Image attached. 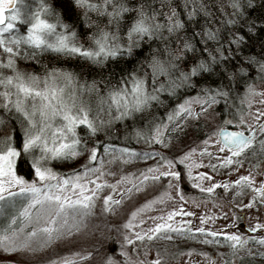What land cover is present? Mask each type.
Returning <instances> with one entry per match:
<instances>
[{
    "label": "snow or ice",
    "instance_id": "6c2138e0",
    "mask_svg": "<svg viewBox=\"0 0 264 264\" xmlns=\"http://www.w3.org/2000/svg\"><path fill=\"white\" fill-rule=\"evenodd\" d=\"M252 2L221 0L223 23L235 25V17ZM71 13L73 23L65 19ZM200 13L213 16L203 0H183L182 5L173 0H65L64 11L51 0H0V252L49 250L85 230L99 207L103 214L123 218L116 228L117 252L106 254L102 264H161L165 257L159 250L147 259L145 241L157 238L215 245L216 256L194 247L180 253L189 258L198 253L209 264H216V257L222 258L220 264H236L245 255L253 262L264 258V222L259 219L249 225L250 234L227 230L235 227L234 220L221 228L206 226L218 216L227 219L223 211L201 213L195 224L183 219L197 217L185 210L183 178L201 193L232 189L231 203L237 209L264 207V172L259 170L264 107H254L264 106V87H257L264 82V54L237 60L248 36L227 29L225 37L219 22L188 36V25ZM81 20L83 38L74 26ZM249 31L255 26L249 25ZM196 36L203 43L198 53ZM144 47L147 55L131 70L121 67L119 74L112 71L103 80H82L63 67L39 73L20 65L39 62L49 53L84 60L102 72L109 63L135 59ZM213 75L216 80L206 78ZM146 113L150 119L132 126L122 143L98 138L115 122ZM201 124L206 131L194 140L180 138L187 135L185 129H200ZM131 141L146 147H134ZM174 143L175 151L168 154L152 147ZM80 157L84 163L77 168L53 166ZM245 162L250 166L241 172ZM223 168L237 175L216 180ZM163 178L167 187L162 189ZM245 195L246 204L235 202ZM169 200L180 203L167 211L157 209ZM233 217L244 219L237 213ZM129 246L133 252L143 246L145 259L134 261ZM223 246L227 252L219 251ZM92 256V251L69 249L51 253L44 264H85Z\"/></svg>",
    "mask_w": 264,
    "mask_h": 264
},
{
    "label": "trees",
    "instance_id": "16d2710c",
    "mask_svg": "<svg viewBox=\"0 0 264 264\" xmlns=\"http://www.w3.org/2000/svg\"><path fill=\"white\" fill-rule=\"evenodd\" d=\"M53 5L60 11H64L65 8V0H51ZM203 2L207 5L209 11L212 12L213 16H205L204 13L198 14V16L188 25L186 32L188 36H191L193 32H199L201 28L205 25L208 27L215 28L217 26V22L220 23L221 33L223 36L227 37L228 32L227 29L239 30L242 34H247L248 39L247 42L242 46V52H239L236 56L238 60L241 55H250L261 57L264 54V0H253V2L245 8L244 13L241 16L235 17L236 23L235 25H225L223 23L225 17L222 16L218 8L221 4V0H203ZM226 3V0H224ZM173 3L183 4V0H173ZM159 7V4L155 5ZM166 11V9H165ZM231 11V9H228ZM214 17V19H213ZM183 19H187L186 16L182 17ZM65 19L68 20L69 23H73L75 20V13H71L65 15ZM95 19V16L93 17ZM209 21H211L209 23ZM249 25L255 26V31H249ZM74 26L77 29L78 33L82 34V38L86 33L84 32L85 25L83 21H79L74 23ZM147 43V42H146ZM193 43L196 46V52L198 53L203 47V43L199 36H196L193 39ZM148 48L144 47L141 54H139L135 59L133 58H125L124 60L118 62L109 63L106 67L101 69L99 66H90L86 61L78 59V58H68L63 56H57L56 54L45 53L40 58L39 62L36 61H20V65L22 68L28 71H36L39 73H43L47 68L50 67H63L69 69L80 76L82 80H103L105 76H110L112 71H115L119 74V70L121 67L127 66L129 70L132 69V65L137 63L138 60L143 59L145 55H147ZM189 57L193 55V53L187 54ZM235 63V61H233ZM207 79L216 80V77L213 75L212 77H206ZM259 83V82H257ZM152 111H156L153 109ZM160 113L164 111L163 107L159 109ZM151 113H146L143 115L138 114L135 119L127 118L124 121H117L113 124L110 129H105L98 133V138L101 140H105L107 137L111 139L108 142L111 143H122L123 141L120 139L121 137H125L129 134L130 128L132 126H142L145 122L150 119ZM206 131L201 124L200 129H196L195 125L192 128L185 129L187 135L180 134V138L187 143L189 138L195 139L196 135L201 132ZM200 139H203V136H200ZM132 146L137 148H145L146 146L142 143H137L136 141H131ZM152 147L157 148L158 151L164 152L166 154L174 152L176 149V144L173 146L165 148L160 147L158 145H152ZM158 159V158H156ZM84 163V157H80L77 161H69L63 166L54 163V167L60 168V170L64 171L66 169L77 168L78 165ZM144 163H152L151 160L146 162H138L137 165H127L125 166L126 171H131L135 166H142ZM167 184V178H163L160 184V187L163 189ZM181 189L187 195L193 194L195 189L191 186V182L187 181L186 178H183L181 181ZM155 193H153L154 195ZM144 196H141L138 202H143ZM123 222V218L120 215H112V214H103L99 211V207L97 208V215L91 217L89 219L88 227L83 230L80 234L75 235L70 240H62L57 245L53 246V248L36 253H18V254H6L0 252V261H12L19 264H44V261L51 253H63L69 249L72 250H86L92 251L93 256L85 262V264H102L103 259L106 254L116 253L118 248V233L116 228L119 227ZM244 223V222H242ZM241 225L247 227V225ZM168 240L157 238L153 241H145L147 246H156L159 244H167ZM171 242L170 246L177 248H188L189 246H199L207 249L211 254H216L217 246L215 245H205L201 243H195L192 240L183 239V238H175L169 240ZM177 242V243H175ZM175 243V244H174ZM169 244V243H168ZM131 248V246H129ZM157 247V246H156ZM227 248V246H223ZM221 247H219L220 250ZM143 246L137 249V251L142 250ZM132 250V249H130ZM118 255V253H117ZM119 258V257H118ZM255 260V259H254ZM264 263V258L261 259Z\"/></svg>",
    "mask_w": 264,
    "mask_h": 264
},
{
    "label": "rangeland",
    "instance_id": "374dc122",
    "mask_svg": "<svg viewBox=\"0 0 264 264\" xmlns=\"http://www.w3.org/2000/svg\"><path fill=\"white\" fill-rule=\"evenodd\" d=\"M257 87H264V82H259L257 83ZM254 107H264L262 105H254ZM205 162H207V158H205ZM252 163H256L255 160H252ZM249 163L245 162L244 167L240 169L241 172H244L246 169L249 168ZM201 171H210L207 168H202L199 169ZM261 172H264V161H261V167L259 169ZM237 174L236 173H231L229 174L227 168L220 169L219 174L215 176L216 180H223L226 177L231 179L235 178ZM205 184L208 183V181H204ZM167 187V184L165 185L164 188ZM181 187V186H180ZM233 190L229 189L227 192L224 191L222 188H217L213 194H206V193H201L198 189H195L193 194L186 195V201H185V210H190L195 213H197V217H183V219H193V223L195 224L197 222V219L201 213H219L220 211H223L228 214L227 219L224 217H217L214 223H209L208 227H214V228H221L222 225L228 222V220H234L235 227L227 229L229 231H239L245 234H250L249 232V225L254 224L257 219H259L261 222H264V207H255V208H243V209H237L232 206V201H233V195H232ZM175 195V192H173ZM209 195H212V198L206 199ZM215 200L216 204L214 205L213 201ZM241 200L246 204L247 203V195L244 197L237 196L235 198V202L239 203ZM180 203L179 200H169L167 201L166 205H157V209L160 211H167L171 207H175ZM199 205V207H197ZM233 213H237V217L240 215L244 216V219H239V218H234ZM154 214V213H150ZM176 219H180V217H177ZM244 222V223H242ZM151 223L150 221H147L146 224ZM247 225L245 227L244 225ZM169 243V244H168ZM177 243V242H175ZM174 243V244H175ZM171 242H167V244H159L156 246H147L148 247V256L147 259L151 260L155 257L156 251L159 250L161 255L165 257V259L161 262V264H192V261H197L198 264H209V261L200 256L198 253H193L192 258H189L187 254L181 256V252H185L189 247H194L198 250H203L206 252H209L207 249L203 247H199L196 245L189 246L188 248H177V247H172L170 246ZM132 248H128L129 254L132 256V259L135 261L136 259H145L143 252L144 248L142 250H139L136 252H133L130 250ZM256 248H253V251H256ZM221 252H227L228 249L225 247H221L220 250ZM137 253H140L139 256H137ZM210 253V252H209ZM213 256H216V254H212ZM221 257H216V264H220ZM254 262L252 258H249L245 255L244 261H241L237 259L236 264H264L261 261V257L257 256L254 258Z\"/></svg>",
    "mask_w": 264,
    "mask_h": 264
},
{
    "label": "water",
    "instance_id": "95a60500",
    "mask_svg": "<svg viewBox=\"0 0 264 264\" xmlns=\"http://www.w3.org/2000/svg\"><path fill=\"white\" fill-rule=\"evenodd\" d=\"M0 264H14V262H12V261H0ZM15 264H19V263H15Z\"/></svg>",
    "mask_w": 264,
    "mask_h": 264
}]
</instances>
